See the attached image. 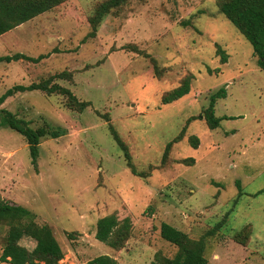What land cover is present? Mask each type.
<instances>
[{
    "label": "rangeland",
    "instance_id": "1",
    "mask_svg": "<svg viewBox=\"0 0 264 264\" xmlns=\"http://www.w3.org/2000/svg\"><path fill=\"white\" fill-rule=\"evenodd\" d=\"M102 1L68 0L0 37V56L44 57L0 63V96L51 79L89 104L70 110L66 97L34 91L0 105L33 129L67 131L40 143L35 170L23 137L0 127V200L51 229L63 252L59 264L102 255L117 264H161L177 252L160 238L162 223L193 242L203 239L207 264H264V70L251 45L220 14L217 0H126L89 38V18ZM187 77L190 93L161 105ZM221 88L226 98L216 102L215 116L232 120L210 130L201 116ZM185 127L182 141L172 143ZM108 215L131 224L117 250L95 239L97 220ZM247 225L251 235L247 228L237 237ZM8 229L0 223V256ZM18 244L31 251L35 241Z\"/></svg>",
    "mask_w": 264,
    "mask_h": 264
},
{
    "label": "trees",
    "instance_id": "2",
    "mask_svg": "<svg viewBox=\"0 0 264 264\" xmlns=\"http://www.w3.org/2000/svg\"><path fill=\"white\" fill-rule=\"evenodd\" d=\"M68 0H0V37L9 33L16 27L25 24L32 19L51 11ZM126 0H104L100 2L89 18V24L92 32L88 37H94L99 25L116 8L123 5ZM220 14L236 29V31L251 45L253 55L257 58V66L264 70V0H217ZM220 56V63L225 64L227 55L220 49H217ZM44 57L32 58L24 54L16 53L11 56H0V63L10 64L12 62L25 61L33 64L39 63ZM154 70H158L155 65ZM154 71L155 76L157 73ZM218 69L208 70V73H218ZM63 77L59 74V78ZM51 79L32 83L28 86L15 85L7 89L0 96V105L16 93L39 91L46 95H62L67 99V107L70 110L83 111L89 104L80 102L70 90L60 87L56 84L50 85ZM191 77L185 78L178 87L165 93L160 100L161 105L172 104L190 93ZM226 98V90L219 89L209 98V104L202 119L210 130L219 127L221 121L232 120L227 117H216L214 107L218 100ZM0 127H5L19 134L25 140L31 164L36 170L37 159L39 156V146L43 140H56L66 135V129L50 125H44L38 128H31L29 124L18 119L15 115L5 109H0ZM186 127L174 138L172 143H180L185 133ZM110 135L119 149L124 153L128 167L132 173L135 171L130 163V157L126 146L122 143L120 136L110 127ZM190 144L193 149L198 145L196 137L190 138ZM171 143L165 147L163 157L168 155ZM190 162H193L191 159ZM237 183L238 194L241 195L239 182ZM0 223L8 226V231L4 237V244L0 261L7 264H59L63 259V252L53 236L51 229L46 226H38L35 222V215L29 210L11 205L0 200ZM221 223L214 226L212 230L206 233V236H212L220 229ZM248 236L251 235L250 225L237 233V237L244 234L246 229ZM131 230V224L128 219L118 221L113 215L104 216L97 220L95 225V239L105 246L117 250L120 249L128 240ZM160 238L168 244L177 248V252L171 259H162L161 264H207L204 257L205 242L201 239L198 242L191 241L184 233L174 227L162 223L159 230ZM34 239L35 246L31 251L21 247L18 243L24 238ZM84 264H117L109 256L102 255L88 260Z\"/></svg>",
    "mask_w": 264,
    "mask_h": 264
}]
</instances>
